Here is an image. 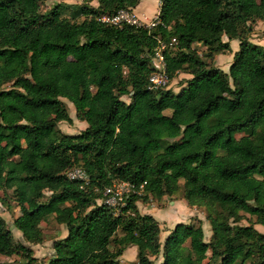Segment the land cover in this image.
<instances>
[{"label": "trees", "instance_id": "16d2710c", "mask_svg": "<svg viewBox=\"0 0 264 264\" xmlns=\"http://www.w3.org/2000/svg\"><path fill=\"white\" fill-rule=\"evenodd\" d=\"M43 1L0 0V203L17 202L25 241L41 243V223L54 217L68 234L47 264H120L134 245L135 264L160 255V264H264V232L240 224L249 214L264 226V46L249 38L250 23H264V0H162L153 27L100 19L141 0L46 13ZM173 38L167 74L191 78L177 93L151 89L160 41ZM231 40L240 48L226 72L212 60ZM62 98L87 123L82 132L59 128L72 120ZM164 139L172 141L158 151ZM78 168L89 182L68 176ZM124 181L145 184L144 193L119 213L98 203ZM181 181L188 204L208 211L209 241L199 220L178 223L162 242L160 222L140 212L138 201L172 196ZM17 254L35 262L0 215V256Z\"/></svg>", "mask_w": 264, "mask_h": 264}, {"label": "rangeland", "instance_id": "374dc122", "mask_svg": "<svg viewBox=\"0 0 264 264\" xmlns=\"http://www.w3.org/2000/svg\"><path fill=\"white\" fill-rule=\"evenodd\" d=\"M89 3L91 6L98 7V0H44L41 3V11L46 13L48 10L52 9L57 4H62L63 9H66L65 6L68 4H84ZM139 11H143L146 14V17L141 18L142 22L145 24H151L155 22V19L159 17L162 0H142ZM107 15H102L100 19H106ZM252 26V31L249 34V38L252 42L261 44L264 46V23L262 21L250 23ZM224 40L228 41L227 36H224ZM231 49L227 52L217 53L213 61V65L216 67L229 72L231 64L235 54L239 51L240 42L238 40H231ZM173 45H170L172 48ZM199 54L206 60L210 61V58L207 56L208 49L201 43H195L193 45ZM191 78V75L185 72H180L174 79L169 80L165 85L167 90H173L177 93L181 91L183 87L186 86L188 79ZM232 83V82H231ZM129 102V99L123 98ZM66 102L67 108L69 110L72 120L62 121L59 123V128L62 132L67 134H78L87 128V123L80 120L77 117L76 108L74 105L67 99L62 98ZM167 114L171 113V110L166 111ZM172 140L164 139L161 141V145L158 148V151H162ZM181 189L176 194L170 196L166 195L161 199L150 195L148 202L138 201V207L142 214H151L153 215L161 224V240L165 241L167 236L172 232L175 226L180 223H195L198 224L199 220H202L203 228L206 234V240L209 241L212 236V227L210 221L207 218L208 211L205 207L200 206H191L188 204L184 196V181H181ZM144 191V190H143ZM144 193V192H143ZM142 193V194H143ZM141 194V195H142ZM50 193L48 192L47 196ZM103 200H98V203H103ZM0 215L5 218L9 224V228L13 230L15 240L18 242H24L25 244L31 246L33 249V254L35 262L33 264H47L49 260L53 257L55 251L53 243L57 239L64 238L68 234V229L64 224H59L54 217H50L49 220L43 221L41 227L44 232V240L39 244H30L23 238L22 232L15 227L14 220L20 215V209L16 201H11V208H7L0 203ZM256 217H253L249 214H245L244 219L240 222L242 225L254 224V226L261 232H264V226L260 225L256 221ZM138 247L130 246L126 249L124 254L119 257L120 264H135L138 261ZM210 255V254H209ZM155 260L156 264H160L163 261V257L160 255L158 257H152ZM209 259V258H208ZM208 259L205 260L203 264H207ZM1 264H23L27 263V260L21 255H12V256H0ZM240 263V261L238 262Z\"/></svg>", "mask_w": 264, "mask_h": 264}, {"label": "built area", "instance_id": "2783aa9c", "mask_svg": "<svg viewBox=\"0 0 264 264\" xmlns=\"http://www.w3.org/2000/svg\"><path fill=\"white\" fill-rule=\"evenodd\" d=\"M104 22L111 23L117 26H123L125 24L134 25L136 27H153L159 23V18L155 19V22L151 24H145L141 18L137 16L133 9H120L112 15H107L106 19H102ZM177 44V39L173 38L170 42L160 41V46L157 49L156 55L153 59V65L156 71L150 77V88L159 89L165 87L170 78L167 74L166 60L164 56V50L170 49V45L173 47ZM68 176L71 179L83 180L89 182V178L86 172L80 168L74 169L68 172ZM145 184L136 185L132 182H119L114 186L107 187L104 192L103 200L104 204L113 208L116 213H119L124 206H126L128 199L131 195H141L144 191ZM101 204V203H100Z\"/></svg>", "mask_w": 264, "mask_h": 264}, {"label": "crops", "instance_id": "0c3cea01", "mask_svg": "<svg viewBox=\"0 0 264 264\" xmlns=\"http://www.w3.org/2000/svg\"><path fill=\"white\" fill-rule=\"evenodd\" d=\"M141 2H142V0H141ZM140 6H141V3H140L136 8L133 9V12H134L137 16H139L140 18L146 17L145 12H143V11H139Z\"/></svg>", "mask_w": 264, "mask_h": 264}]
</instances>
